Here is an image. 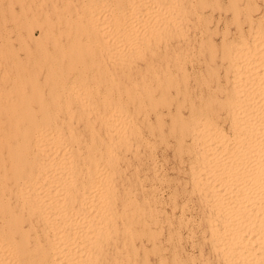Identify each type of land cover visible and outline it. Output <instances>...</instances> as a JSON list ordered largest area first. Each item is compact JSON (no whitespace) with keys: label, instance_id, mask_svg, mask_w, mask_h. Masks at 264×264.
Listing matches in <instances>:
<instances>
[{"label":"bare ground","instance_id":"obj_1","mask_svg":"<svg viewBox=\"0 0 264 264\" xmlns=\"http://www.w3.org/2000/svg\"><path fill=\"white\" fill-rule=\"evenodd\" d=\"M16 2L22 58L13 53L0 86V264H101L117 233L133 251L156 222L155 205L123 183L120 161L146 143L140 126L150 124L138 116L149 109L158 121L156 106L177 91L175 71L183 78L178 50L160 42L179 32L183 9H173L179 0ZM249 35L221 48L224 87H213L222 97L188 103L187 118L169 126L190 157L191 190L222 264H264V27Z\"/></svg>","mask_w":264,"mask_h":264},{"label":"rangeland","instance_id":"obj_2","mask_svg":"<svg viewBox=\"0 0 264 264\" xmlns=\"http://www.w3.org/2000/svg\"><path fill=\"white\" fill-rule=\"evenodd\" d=\"M179 1V6L173 8L174 10H178V7L179 9H183L182 17L184 20L181 22L178 21L180 23L177 28L179 34L174 32V26V28L170 26L171 28L168 29L169 32L167 31L164 34V38H161L160 42L168 44L169 50L172 49L174 52L178 50L176 54L180 55L179 60L182 66L183 78L180 79V72L175 71V76L177 75V78H175L176 80L179 79L176 84L177 86H175L177 91L174 88H169L167 90L169 95H166V102L156 106L155 109L159 113L158 121L155 120L152 111L149 109L146 111L147 113L145 112V115L141 113L138 116L140 119L143 117L144 121L147 120L150 124L148 128L146 127L147 129L140 126L141 136L146 143L138 146L136 155L132 156L126 151L125 158L120 161L122 164L127 162L123 166L125 170L121 175V179L124 181L123 183L126 186L128 185L132 192L134 191L132 196L135 200L140 197V201L143 199L148 202L147 204L151 206L155 205L156 211H159L158 213L155 212L158 219L156 218L155 223H147L148 226L151 224L150 233L139 234L140 236L132 239L135 249L133 251L126 250V248L120 246L122 245L124 236H120L121 234L117 233L113 237V240L109 242V245L104 247L105 254L101 264H132L134 262V264H222L214 252H211L209 249L206 224H204L205 220L202 217L205 211L203 205L196 199V193L191 190L192 183H190L188 173L190 157L187 155L188 152L186 150H178V136L175 137L178 134L177 132H174L175 134L171 132L169 126L171 127V120L173 118L178 116H181L184 120L187 118V111H189L187 109L189 108L187 107L188 103L191 104L193 102L192 104L196 107L207 96H212L213 98L219 97L218 99L222 97L223 91L221 93L213 87L216 81L218 84L220 83V86L224 87L222 65H220L221 60L219 59L221 48L225 42L235 40L238 34L244 36V39H250L249 34L251 29H254L256 26L260 28L264 27V0ZM42 5L41 7L43 9L49 7L47 1ZM18 9L16 0H0V74L2 70L7 75L0 79L1 87L8 85L10 77L13 74L9 62L14 61V54L22 58V53L17 48L18 39L16 37L18 34L17 19L20 16ZM178 11L182 10L180 9ZM34 33L35 35L39 34L37 29H35ZM43 41L44 39L42 40L41 38L42 43H44ZM9 52L11 55L14 53L13 56ZM171 54L166 56V62L169 68H172V64L174 63ZM209 54L213 57L212 62H209ZM174 56L176 57V55ZM169 60L171 61L169 62ZM134 62V66L139 67L141 65V62L138 60ZM164 62L165 59L163 60ZM107 67L109 70L111 69V65ZM134 74L132 75L134 76ZM98 85L101 88V85ZM182 97L184 98L182 100L184 103L181 100V102H178ZM176 105H179V107L175 108ZM215 108L218 109L215 110ZM213 110L216 111V113L213 112L214 122L217 125L219 124L218 126L223 130L227 131V119L224 117L223 110L219 107H214ZM223 119L226 121L225 123ZM159 134H161V137L158 136ZM187 140V138L182 140V142H185H183V148L189 144ZM126 158H128V161ZM131 167L133 168L129 169ZM118 191L119 188L117 189ZM138 199L137 201L139 202ZM157 201L161 204L157 205ZM151 202L155 203L152 204ZM160 217L162 218L160 219ZM113 246H115L114 249ZM128 257L129 259H127ZM124 258L125 260H123ZM128 260L129 263L127 262Z\"/></svg>","mask_w":264,"mask_h":264}]
</instances>
